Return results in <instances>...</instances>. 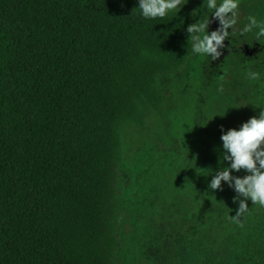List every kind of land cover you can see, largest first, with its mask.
<instances>
[{"label":"trees","instance_id":"16d2710c","mask_svg":"<svg viewBox=\"0 0 264 264\" xmlns=\"http://www.w3.org/2000/svg\"><path fill=\"white\" fill-rule=\"evenodd\" d=\"M138 7L0 0V264H120L124 137L148 130L169 100L160 76L195 55L187 5L163 19ZM195 228L181 231L188 264H211ZM261 234L219 264H264Z\"/></svg>","mask_w":264,"mask_h":264},{"label":"rangeland","instance_id":"374dc122","mask_svg":"<svg viewBox=\"0 0 264 264\" xmlns=\"http://www.w3.org/2000/svg\"><path fill=\"white\" fill-rule=\"evenodd\" d=\"M184 5L191 13L200 10L193 23L210 15L204 0H184ZM250 15L264 21V0H240L235 31L229 29L226 39L230 46L218 60L195 54L183 68L160 76L158 87L168 96L167 105L149 112L144 134L124 137L129 162L119 184L120 264L192 262L185 243L190 236L181 232L188 225L196 227L203 247H211V264L263 236L264 207L248 200V210L234 221L230 217L236 216L239 204L233 199L238 194L226 182L222 191L209 188L213 175L230 166L222 161L221 127L238 130L264 110V38L257 40L255 29L240 35ZM218 27L213 20L209 34ZM248 70L260 73V80L250 81ZM184 173L198 179L202 199L184 183ZM247 174L243 169L232 173Z\"/></svg>","mask_w":264,"mask_h":264},{"label":"clouds","instance_id":"9594fccd","mask_svg":"<svg viewBox=\"0 0 264 264\" xmlns=\"http://www.w3.org/2000/svg\"><path fill=\"white\" fill-rule=\"evenodd\" d=\"M184 5V0H139V11L145 19H163L170 12H179ZM240 0H204V9L207 13L202 15L196 23L188 26V39L191 40L192 52L201 56L211 57L213 61L222 55L221 49L225 48L224 41L229 38V29L235 31L237 24ZM200 10L194 11L196 16ZM211 17L212 19H210ZM248 23L241 29L240 35L253 32L256 39L264 38V21L257 20L255 16H248ZM213 20L219 21V27L209 34V25ZM231 52V49H228ZM250 81H259L260 73L248 70L246 73ZM223 79V76H221ZM223 91V88L220 89ZM223 156L222 161H227L229 167H221L211 179V190H223L222 182L238 194L233 202L239 207L235 217L236 221L248 210L247 201L253 205L264 207V110L259 116H253L243 123L239 130L229 129L224 132L221 127ZM245 170L247 175L240 178L233 176V171Z\"/></svg>","mask_w":264,"mask_h":264},{"label":"flooded vegetation","instance_id":"af4514ba","mask_svg":"<svg viewBox=\"0 0 264 264\" xmlns=\"http://www.w3.org/2000/svg\"><path fill=\"white\" fill-rule=\"evenodd\" d=\"M224 44H225V47H226L227 45H229V41L228 40H225L224 41ZM220 51L221 52H224V53L226 52L225 48L221 49Z\"/></svg>","mask_w":264,"mask_h":264}]
</instances>
